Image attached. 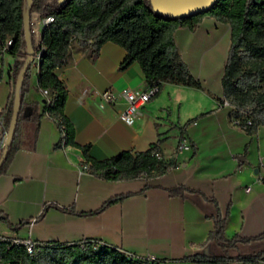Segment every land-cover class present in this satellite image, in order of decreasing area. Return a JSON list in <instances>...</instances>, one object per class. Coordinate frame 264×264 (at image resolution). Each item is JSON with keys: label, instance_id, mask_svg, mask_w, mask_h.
I'll use <instances>...</instances> for the list:
<instances>
[{"label": "crops", "instance_id": "0c3cea01", "mask_svg": "<svg viewBox=\"0 0 264 264\" xmlns=\"http://www.w3.org/2000/svg\"><path fill=\"white\" fill-rule=\"evenodd\" d=\"M206 28L227 35L229 31L226 22L205 15L193 28L178 26L172 32L176 49L198 84L162 81L130 125L117 117V111L124 105L123 89L145 85L136 61L121 66L124 49L109 40L93 57L85 45L71 41L67 63L53 72L66 87L63 113L72 125L74 142L87 143V154L102 159L120 150H143L159 139L162 158L175 164L150 176L104 179L81 169L84 157L77 145L54 146L59 129L52 117L43 112L37 121L22 119L18 146L0 171V214L8 222L0 218V232L28 236L40 244L91 240L151 257L156 264H218L183 258L194 252L226 255L232 257L227 264H243L233 257L264 249L263 238L238 241L225 249L206 239L213 227V200L219 213H226V237L252 236L264 229V124L247 133L232 123L229 106L216 104L222 97L220 82L215 85L202 76ZM12 60L0 48L2 119L13 85ZM37 70L35 61L26 70L25 102H40L43 97L36 88ZM105 88L115 93V101L99 105L98 92ZM181 139L189 147L177 150ZM175 185L193 191L170 193L167 187ZM125 192L130 194L93 211L106 198ZM68 206L75 212L59 208Z\"/></svg>", "mask_w": 264, "mask_h": 264}, {"label": "trees", "instance_id": "16d2710c", "mask_svg": "<svg viewBox=\"0 0 264 264\" xmlns=\"http://www.w3.org/2000/svg\"><path fill=\"white\" fill-rule=\"evenodd\" d=\"M23 2L0 0V48H3L4 39L9 37L10 43L3 49L13 56V80L24 56L21 29ZM32 11L52 16V20L40 30L43 49L37 61L36 74V88H46L47 95L40 102H25L22 99L25 72L18 95L19 112L15 127L5 148H0V154L3 153L0 171L5 168L18 146V128L22 119L37 121L41 113L45 112L56 120L57 126H63V134H60L58 127L59 137L54 146L77 145L73 140L72 125L63 113L66 87L53 72L55 67L67 63L71 41L77 45H85L90 57L96 54L99 45L105 40L118 44L124 49L120 65L136 61L145 83L156 82L159 86L162 81H167L197 85L198 81L190 74L176 49L172 32L178 26L193 28L205 15L226 22L229 27L228 45L219 78L221 93L229 105V113L238 119L237 125L247 133H253L258 124H264V0H214L202 10L177 17L153 11L149 0H62L60 3L57 0H31L29 14ZM30 45L33 50L37 48L31 36ZM11 99L12 90L3 117L4 125L9 118ZM24 108H27L26 112H23ZM246 118H249V124L244 125ZM158 143L159 139H156L143 150H120L102 159H94L87 154V143L77 146L91 173L104 179L116 180L136 178L141 174L150 176L174 166L173 159L162 158ZM167 190L170 193L193 191L183 185L170 186ZM128 194L130 193L125 192L110 196L93 211ZM213 202V227L207 232L206 239L213 240L222 249L233 246L238 241L264 239V229L252 236L243 237L233 233L226 237L223 234L226 213L221 215L214 200ZM47 205L44 204L43 207ZM59 208L75 212L71 206ZM0 218L8 224L5 215L0 214ZM19 224L20 222L13 227ZM16 251L22 264H142L114 247L91 240L38 244L37 251L30 256L21 247L17 250L12 247L0 253L3 256H13ZM263 251L264 249H259L250 253H238L233 258L247 264L258 258ZM183 258L197 263L227 264V259L232 257L194 252Z\"/></svg>", "mask_w": 264, "mask_h": 264}, {"label": "built area", "instance_id": "2783aa9c", "mask_svg": "<svg viewBox=\"0 0 264 264\" xmlns=\"http://www.w3.org/2000/svg\"><path fill=\"white\" fill-rule=\"evenodd\" d=\"M52 20V16L50 14L40 15L37 11H32L29 15L28 20V29L30 36L33 38L35 45L37 48L34 50L33 53V61L37 63L39 54L43 49V45L40 42V30L49 21ZM10 43V38L6 37L4 39L3 48H5ZM158 84L156 82L145 83L144 87L141 89H134V88H125L121 91V96L124 100V105L121 109L117 111V117L122 120L124 123L130 125L132 124L138 115L141 112L142 104L152 95L156 93L158 90ZM40 92L43 97L47 95L46 88L40 89ZM99 102L98 104L101 105L103 103L111 104L115 101L116 95L110 88H105L98 92ZM216 104L218 106H229L226 99L220 97L216 100ZM54 121H56L54 119ZM232 123H238V119L235 117L231 118ZM249 124V118L244 120V125ZM0 148L3 145L4 141V132H5V125L3 123L2 117H0ZM60 134H63V126L60 124L59 126ZM189 144L186 140L181 139L178 140L175 148L177 150L188 148ZM261 160H264V156L261 157ZM81 169H88V164L86 162H82L80 165ZM249 188L248 185L244 187V190ZM71 243V242H70ZM38 242L31 239L30 237H14L7 235L5 233L0 232V252L10 250V248L14 247L17 250L19 247L23 249V251L27 255H32L38 249ZM16 255L13 256H3L0 253V264H22L21 257L18 251L15 252ZM128 258L136 259L142 262V264H154L155 261L151 257L146 256H137L130 253H125ZM247 264H264V251L261 255L256 258L253 262H249Z\"/></svg>", "mask_w": 264, "mask_h": 264}, {"label": "water", "instance_id": "95a60500", "mask_svg": "<svg viewBox=\"0 0 264 264\" xmlns=\"http://www.w3.org/2000/svg\"><path fill=\"white\" fill-rule=\"evenodd\" d=\"M22 7V38L24 42V56L22 59L21 66L18 68L16 75L13 80L12 85V99H11V108L9 113V118L7 124L5 125L4 132V141L2 147L5 148L7 142L9 141L13 129L15 127V121L17 114L19 112V90L21 81L24 73L26 72L29 64L33 61L34 50L30 45V33L28 29V20H29V8L31 0H23ZM62 0H57L60 3ZM214 0H149L150 6L153 11L169 16L177 17L191 14L208 7ZM27 108L23 109V112H26ZM1 129V126H0ZM3 153L0 154V162L2 160ZM239 158L240 155L238 156Z\"/></svg>", "mask_w": 264, "mask_h": 264}, {"label": "rangeland", "instance_id": "374dc122", "mask_svg": "<svg viewBox=\"0 0 264 264\" xmlns=\"http://www.w3.org/2000/svg\"><path fill=\"white\" fill-rule=\"evenodd\" d=\"M206 32V38L203 43L205 51L202 58L206 63V68L202 73L203 78L215 85L219 84V76L222 68V60L227 48V34L221 29L213 30L211 28L203 29ZM193 70H195L193 68Z\"/></svg>", "mask_w": 264, "mask_h": 264}]
</instances>
